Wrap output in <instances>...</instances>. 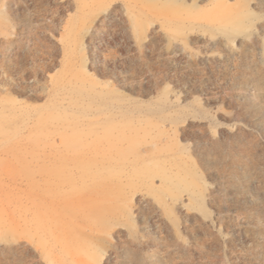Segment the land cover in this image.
Segmentation results:
<instances>
[{"label":"rangeland","instance_id":"374dc122","mask_svg":"<svg viewBox=\"0 0 264 264\" xmlns=\"http://www.w3.org/2000/svg\"><path fill=\"white\" fill-rule=\"evenodd\" d=\"M0 264H264V0H0Z\"/></svg>","mask_w":264,"mask_h":264}]
</instances>
